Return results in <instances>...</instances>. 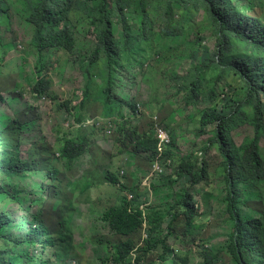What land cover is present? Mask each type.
Segmentation results:
<instances>
[{"label": "trees", "instance_id": "trees-1", "mask_svg": "<svg viewBox=\"0 0 264 264\" xmlns=\"http://www.w3.org/2000/svg\"><path fill=\"white\" fill-rule=\"evenodd\" d=\"M21 1L30 10L28 22L35 27L34 45L38 54L35 75L41 81L30 91L32 98L59 100L52 92L51 80L47 78L54 65L49 54L61 51L70 59L78 58L75 33L79 27H85L88 30L86 35L95 39V48L89 57L80 60L79 66L77 65L85 78L81 111L84 113L89 103L97 106L105 96L108 98L104 103L112 100V103L120 104V111H113V104L103 110L106 117L122 121L115 132L116 144L126 146L123 153L131 147L137 156L148 154L151 166L157 154V142L151 128L141 131L136 126L132 127L133 121L122 116L121 109L124 106L136 115L137 103L135 100L124 102L112 93L118 79L117 71L119 67L160 61L168 57L169 41H163L172 40L181 32L183 23L187 20L185 10L189 13L202 11L203 24L207 23L215 33V50L211 51L207 45L201 44L200 37L193 40L185 38L184 49H189L187 57L195 66L184 76L173 72L170 79L177 85L178 91L184 94L186 106H204L198 118L192 121L195 135L201 137L210 132L213 135L210 144L217 148L223 160L221 168L228 189L227 210L233 225L224 251L237 264H264V147L260 145V141L264 139V0ZM12 3L13 0H0V25L9 24ZM175 15L181 18L177 19ZM153 22H161L158 37L153 29ZM115 23L119 27L118 35L114 30ZM5 56L3 54L0 58L1 62ZM70 64L76 67L75 63L66 61L59 64V69L64 70ZM13 65L15 66V61ZM205 72L213 76L220 73L218 79L223 75L224 78L235 76L240 85L231 95L227 94L226 88L218 94L213 78L209 81L208 78H199V74ZM13 88V91L5 90L14 101L21 102L23 87L15 84ZM1 92L0 100L3 101ZM69 104L65 103L59 108ZM37 120V110L28 104L14 120L0 124V264H51L50 260L55 261V264H69L73 261L81 263V250L72 243L71 226L65 220L73 212L70 203L67 208L71 213L63 211V216L62 211L53 212L62 226L58 236L57 232H50L43 219V208L47 202L44 197L27 199L31 205L37 204L41 211L33 216L26 235L19 237L7 234V229L13 223L8 207L19 201L21 193L17 190L16 180L43 174L45 182L41 187L45 188L47 182H57L64 171L63 177L70 176L73 179L77 176L78 161L87 152L90 153V148L93 147L90 135L76 132L70 138L65 136L67 143L64 146L59 139L55 148L39 141L23 152V132ZM243 125L251 126L254 135L246 137L237 145L232 132ZM170 136L171 145L165 152V157L175 162L170 151L175 147L176 137L171 131ZM187 160L189 162L185 158L177 161L176 167L179 166L175 175L178 178L169 179L170 183L182 184L180 201L168 207V217L163 214L155 216V213L150 219L145 217L153 228L147 232L149 240L140 251L144 255L157 247V243H154L155 234L166 223L172 232H176L174 228L182 219L186 229L178 235L184 237L189 230L195 228L193 221L200 217L192 190L199 182L204 181L206 169L193 162L190 157ZM106 181L113 187L119 184L118 179L110 174L106 176ZM79 183L84 185L81 194L92 187L88 177L82 182H73L69 191L64 189L62 201L57 200L58 188L54 187L53 202L62 204V209L66 208L68 193L75 192ZM132 191L137 193L136 190ZM61 196L62 194L60 198ZM257 196L259 199L254 200ZM243 205L255 206L256 215L244 217L241 210ZM105 219L112 233L120 236L140 234L145 222L138 203L134 207L126 198H122L115 210L108 211ZM159 244L163 246V253L159 257L162 264L170 262L174 257L178 258L177 264L187 263L186 258H180L182 253L167 248L164 241ZM136 246L131 241L119 243L113 247L115 254L108 262L128 264L127 258ZM199 256L209 264L216 262L215 259L210 260V255L206 252L200 251ZM145 259L139 257L138 263L145 264Z\"/></svg>", "mask_w": 264, "mask_h": 264}, {"label": "rangeland", "instance_id": "rangeland-1", "mask_svg": "<svg viewBox=\"0 0 264 264\" xmlns=\"http://www.w3.org/2000/svg\"><path fill=\"white\" fill-rule=\"evenodd\" d=\"M178 7V6H175ZM29 11L27 6L20 0H13V6L10 10L11 33L3 30L1 36V44L5 53L4 63L0 67L4 74L0 79V88L2 91V99L0 100V124H7L14 120L18 113L31 104L37 110L38 120L34 122L28 129L23 132V152H26L35 143L42 141L50 146L55 145L57 128H61L63 123V113L59 112L58 105L66 102H80L81 95L85 90V80L78 67L72 64L68 65L65 70L56 72L50 70L49 77L52 79L51 88L60 98L57 103L43 104L38 101H32L28 95H25L21 102H16L8 97L9 92L5 89L13 91L15 84H20L25 93H28V84L35 74L36 54L31 47L34 29L27 23ZM177 19L181 18L175 15ZM187 20L183 23L181 32L172 40H169L168 57L160 61L149 62L150 65L137 64L129 67L118 68V79L116 80L112 93L114 96L121 98L124 102H130L137 99V102L146 107H142V113L132 116L130 110L124 106L121 114L126 120L132 122V127H138L141 131L153 129V118L157 119L167 127L170 134H175L176 144L170 151L171 157L174 159L173 166L168 169L165 176L157 177L150 175L151 162L149 155H135L133 148L129 147L123 153L126 146L116 144V137L111 139L98 135L95 131L97 141L92 143L93 149L83 158L77 167V176L70 179V176L63 177L64 172L57 178V182H47L44 188L41 185L45 182L43 174H35L26 178L16 180L17 190L21 193L18 196L19 201L13 202L8 207V212L13 219V223L7 229V234L11 236L24 237L26 235L33 216L37 215L41 209L36 205H31L27 199H38L44 197L47 202L44 205V221L50 232H58L62 226L59 225V218L53 212L71 210L68 205L71 204V216L65 217L71 226L72 243L81 250V264H111L108 262L114 254V248L119 243L131 241L135 244L144 246L149 240L148 231L153 227L145 217L150 219L153 214L155 216L168 214V207L179 202L181 183H170L177 179L175 175L178 169L176 163L178 160L188 157L193 162L201 164L206 169V175L203 182H199L194 187L192 193L195 197L196 207L199 209L200 217L193 221L194 230H189L188 234L179 237L178 233L185 231L186 225L183 221L174 228L176 232L169 229L167 223L160 229L154 237V243L157 247L148 251L147 255L137 250L139 257H145V264H162L159 260L163 253V246L159 244L164 241L165 246L182 253L180 258H186V264H209L204 262L199 252H206L210 255V260L215 259L214 264H237L234 258L229 256L225 251V246L229 242V235L232 232V220L227 210L226 197L228 196L227 182L222 170V158L219 156L216 147L211 146L210 141L213 135L208 132L201 137L195 134V128L192 121L198 118L199 112L204 106L188 107L184 101V94L178 91L177 85L170 79L173 72L181 76L186 75L194 66L187 55L189 49H184V39L193 40L196 37L201 38V44L207 45L211 51L216 47V36L207 23L203 24L202 11L192 12L185 10ZM160 23L153 22V29L156 37L160 33ZM114 30L118 35L119 27L115 23ZM88 30L81 26L76 31V38L79 44L76 46L78 56L89 53L95 46L93 36H86ZM182 33V34H181ZM181 34V35H180ZM164 40V41H168ZM16 43V45H15ZM63 54L52 53L51 62L55 65L59 60L63 59ZM84 57H88L84 55ZM16 61L15 66L12 64ZM199 62V60H198ZM151 67V72L148 71ZM140 72V73H139ZM146 76L150 81L146 82ZM220 77V73L211 75L209 72L200 73L199 78H213L216 83L217 93L221 94V90L225 89L228 95L234 93L239 87L240 82L235 76L229 78ZM97 83L101 85L98 80ZM149 83V84H148ZM232 84L234 86L229 85ZM209 88H212L210 86ZM208 88V89H209ZM78 97V99H76ZM107 96L102 99L97 107L104 110L113 104V111H120V104L104 103ZM150 102V103H149ZM73 104V106L77 104ZM149 103V106L147 105ZM73 108V107H72ZM91 109L90 118L94 119V104L88 106ZM2 128V126H0ZM151 129V130H152ZM90 133V132H89ZM233 139L237 145H240L246 137L254 135V130L249 125H243L233 130ZM260 145L264 147V139L260 141ZM209 146V147H208ZM95 154V156H94ZM95 157V158H94ZM122 172L121 181H123L124 189L121 191H129L133 195L131 205L138 203L140 211H143L144 224L141 233L130 236H120L112 233L109 228L105 215L110 210L117 208V190L106 181L108 174L117 178ZM86 177L89 179L91 188L81 191L83 184L78 185L73 195H67L66 208L62 209L61 205L53 202V188H58L57 200L62 201L64 198V189L69 191L73 182H82ZM206 176L207 179H206ZM118 179V178H117ZM122 185V184H121ZM70 187V188H69ZM48 189V190H47ZM132 190H136L137 193ZM62 194L61 198L60 195ZM257 196L254 200H258ZM136 201V203H134ZM253 201V200H252ZM70 202V204H69ZM132 208V207H131ZM256 207L241 206L244 217L251 218L256 215ZM63 224H65L63 222ZM196 224L198 225L196 227ZM90 240V241H89ZM94 240V241H93ZM92 242V244H91ZM48 259V257H47ZM132 263H136L138 258L129 256L127 258ZM51 264L55 261L50 260ZM178 258L174 257L166 264H177Z\"/></svg>", "mask_w": 264, "mask_h": 264}, {"label": "clouds", "instance_id": "clouds-1", "mask_svg": "<svg viewBox=\"0 0 264 264\" xmlns=\"http://www.w3.org/2000/svg\"><path fill=\"white\" fill-rule=\"evenodd\" d=\"M21 1V0H20ZM12 6H13V3H12V5H11V8H12ZM11 8H10V10H11ZM27 9H28V11H29V17H30V10H29V8L27 7ZM29 17H28V19H29ZM28 19H27V23L29 24V25H31L29 22H28ZM32 27H33V29H34V33H33V38H32V41H31V47L34 49V51H35V54H36V63H37V61H38V54H37V50H36V47H35V45H34V36H35V27L33 26V25H31ZM3 30L5 31V32H7V33H11V19H10V11H9V24L6 26V25H0V58H2V56H3V54H5L3 51H5L4 49H3V46H2V44H1V36H2V34H3ZM87 36V35H86ZM75 39H76V46H78V48H79V44H78V41H77V38H76V33H75ZM169 41V40H168ZM168 41H163V43H166V42H168ZM15 45H16V43H15ZM94 48H95V46H94ZM94 48H93V50H94ZM3 50V51H2ZM92 50V51H93ZM91 51V52H92ZM91 52H89V53H85L84 55H87L88 57L90 56V54H91ZM52 53H57V54H63L64 56H63V59L62 60H59L57 63H56V67H55V65H52V67H53V69H51V70H54V71H56V72H59V71H61L60 69H59V64L61 65V64H63L64 62H66V61H70V63H75L76 65V67H78L79 65H78V63H79V61L80 60H84V58H87V57H84V55H82V56H78V58H76L75 60H73V59H70L65 53H63V52H61V51H52L49 55H51V58H52ZM77 55H78V53H77ZM5 59V58H4ZM15 61V60H14ZM13 61V62H14ZM13 62H12V64H13ZM1 63H4V60H3V62H1L0 61V64ZM15 63H16V61H15ZM36 63H35V66H36ZM52 63V62H51ZM53 64V63H52ZM138 64H141V62L140 63H138ZM78 65V66H77ZM135 65H137V64H135ZM143 65H150V63H149V61H147V62H144L143 63ZM133 66V65H132ZM67 67V66H66ZM66 69V68H65ZM64 69V70H65ZM78 69H79V67H78ZM149 70V69H148ZM79 71H80V69H79ZM3 73V71H2V69H1V67H0V76L2 77L4 74H2ZM50 72V71H49ZM81 72V71H80ZM149 72H151V70H149ZM140 73V72H139ZM83 75V74H82ZM1 77H0V79H1ZM84 77V76H83ZM47 78L48 79H50L51 80V83H52V79L49 77V73L47 74ZM146 79H147V81L146 82H148V81H150L149 79H148V76H146ZM84 80H85V78H84ZM41 80H39L37 77H36V75L34 74V77H32V79H31V81H30V83L28 84V93H25V91H26V89H24L23 88V90H24V95L22 96L23 97V99H24V97H25V95H28L29 96V98L32 100V101H38L39 103H43V104H52L53 102L54 103H57V102H59L60 101V98H59V100L58 101H52V100H50V99H48V98H45V97H43V98H41V99H34V98H32V96H31V92L30 91H32L33 90V88L37 85V83H39ZM97 81V80H96ZM18 84V83H17ZM149 84V83H148ZM20 85V84H19ZM21 86V85H20ZM22 87V86H21ZM0 91H1V89H0ZM6 91V90H5ZM52 92L54 93V94H56L54 91H53V89H52ZM83 94V93H82ZM1 95H2V92H1ZM8 97H10L11 99H12V97L10 96V95H8ZM76 99H78V97H76ZM121 99V98H120ZM13 100V99H12ZM122 100V99H121ZM135 101H136V103H137V111H136V115L137 114H140V113H142V107H146V104H144V105H142L141 103H139V102H137V99H135ZM66 103H70L68 106H64V107H62V108H59L61 105H63V104H65V103H61V104H59L58 105V110H59V112H61V113H63V119H62V123H63V125H62V127L60 128H57L56 129V132H55V134L57 135V140L59 139L60 141H61V143L63 144V146L67 143L66 142V139L67 138H65V136H67L68 138H70V135L71 134H73V133H76V132H78L79 134H86V135H90L91 136V139H90V142L92 141L93 143L95 142L94 141V139L96 138V136H94V132L96 131L97 133H98V135H102L104 138H107V139H113L114 138V136H115V132H116V129H117V126H118V124L119 123H121L122 121L121 120H119V119H116L115 117H106L105 115H104V111L103 110H101V109H99L96 105H94V119H91L89 116H90V114H91V109H88V107L85 109V112L83 113L81 110L83 109V95H81V99H80V102L78 103H76V102H73V101H70V102H66ZM77 104V105H75V106H73V104ZM150 103V102H149ZM149 103L147 104L148 106H149ZM92 104H94V103H92ZM31 105H32V103H31ZM89 105H91V103H89ZM88 105V106H89ZM73 107V108H72ZM130 113H131V115L132 116H135L136 117V115H134L133 113H132V111H130ZM122 116H125V114H124V112H123V115ZM153 120H154V122H153V129H152V132H153V134H154V139L156 140V142H157V149H156V151H157V154H156V157H157V155L158 154H160V156L164 159V161H165V163H163L162 165H163V169H164V172H163V174L162 175H160V176H157V177H161V176H165L166 174H167V171H168V169H170L172 166H173V160L171 159V158H169V157H165V152L167 151V149H168V147L171 145V136H170V134H169V132L167 131V127H165L164 126V124L162 123V122H160L158 119H157V117H154L153 118ZM157 126H159V127H162L164 130H165V132L168 134V136H169V143L168 144H164V145H162V146H160L159 145V139H158V137H157V133H156V129H157ZM108 131H110L111 132V134L110 135H108L107 134V132ZM90 132V133H89ZM57 140H56V142H57ZM96 143V142H95ZM52 147L53 148H55L56 147V143H55V145H52ZM94 148H95V144H94ZM90 149H93V147H91ZM172 150V149H171ZM89 151V150H88ZM89 154V152H87L85 155H84V157H86L87 155ZM94 156H95V154H94ZM83 157V158H84ZM156 157H155V159H154V161H153V163H152V166H151V170H150V175L151 174H153L154 175V173H153V165H154V163H155V160H156ZM83 158H81L79 161H78V163H77V167L79 168V164H80V162L83 160ZM95 158V157H94ZM169 161V162H168ZM123 174H122V172L120 173V175L119 176H117V178H118V185L115 187V189H117L118 190V192H119V195H118V198H117V203H118V205H119V203H120V201L122 200V198H126L127 199V201H128V203H130L131 204V202H132V200H133V195L129 192V191H121L120 189H121V187L122 186H124V183H123V181H121V179H119V178H121V176H122ZM85 178H86V175H85ZM122 184V185H121ZM70 194L69 195H73L75 192H69ZM132 197V199H130L129 197ZM70 203V202H69ZM117 205V206H118ZM131 210V209H130ZM194 230V229H193ZM180 237V236H179ZM90 241V240H89ZM91 244H92V242H91ZM144 247H146V245H144V246H142V244H137V246L135 247V249H133V251L131 252V254L129 255V256H135V257H137L138 259H139V255L137 254V250L138 249H143ZM171 250H174V249H171ZM175 252H178V251H176V250H174ZM115 254V253H114ZM56 263V262H55ZM69 264H81V263H79V262H77V261H73V262H71V263H69ZM112 264V263H111ZM128 264H143L142 262H140V263H138V261L136 262V263H132V262H130L129 260H128Z\"/></svg>", "mask_w": 264, "mask_h": 264}, {"label": "built area", "instance_id": "built-area-1", "mask_svg": "<svg viewBox=\"0 0 264 264\" xmlns=\"http://www.w3.org/2000/svg\"><path fill=\"white\" fill-rule=\"evenodd\" d=\"M156 133L159 139L160 146L169 143V136L162 127L157 126ZM107 134L110 135L111 132L108 131ZM163 163H165L164 159L160 156V154H158L156 157L155 163L153 165V173L155 176H160L163 174L164 172L163 165H162ZM129 198L132 199L131 196Z\"/></svg>", "mask_w": 264, "mask_h": 264}, {"label": "crops", "instance_id": "crops-1", "mask_svg": "<svg viewBox=\"0 0 264 264\" xmlns=\"http://www.w3.org/2000/svg\"><path fill=\"white\" fill-rule=\"evenodd\" d=\"M94 141L96 142V141H97V138H95ZM95 142H94V144H96ZM116 190H117V189H116ZM68 194H70V193H68ZM117 195H119L118 190H117ZM117 198H118V196H117ZM196 226H197V224H196Z\"/></svg>", "mask_w": 264, "mask_h": 264}, {"label": "bare ground", "instance_id": "bare-ground-1", "mask_svg": "<svg viewBox=\"0 0 264 264\" xmlns=\"http://www.w3.org/2000/svg\"><path fill=\"white\" fill-rule=\"evenodd\" d=\"M41 56V55H40Z\"/></svg>", "mask_w": 264, "mask_h": 264}]
</instances>
